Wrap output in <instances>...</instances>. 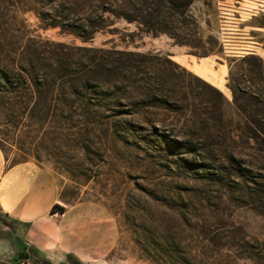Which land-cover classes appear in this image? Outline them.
Returning a JSON list of instances; mask_svg holds the SVG:
<instances>
[{"label": "rangeland", "instance_id": "1", "mask_svg": "<svg viewBox=\"0 0 264 264\" xmlns=\"http://www.w3.org/2000/svg\"><path fill=\"white\" fill-rule=\"evenodd\" d=\"M177 3L213 52L195 72L190 50L164 35L121 21L124 35L99 32L82 43L50 27L52 7L67 14V0H0V65L32 60L98 84L106 98L89 123L53 120V109L39 120L32 109L15 129L0 115L5 164L28 154L26 162L49 170L64 210L41 224L0 213V264H56L67 254L79 264H165L151 241L185 264H264V0ZM112 110L127 114L108 119ZM80 146L89 160L74 158ZM53 154L74 158L90 181L61 173Z\"/></svg>", "mask_w": 264, "mask_h": 264}, {"label": "trees", "instance_id": "2", "mask_svg": "<svg viewBox=\"0 0 264 264\" xmlns=\"http://www.w3.org/2000/svg\"><path fill=\"white\" fill-rule=\"evenodd\" d=\"M51 1L54 3L58 0ZM67 3L71 7L67 9V14H63V10L58 11V6L52 7L51 16L54 22L50 24V27H58L61 33L72 35L82 43H89L99 32L124 35L125 33L115 27L117 23L123 21L134 25L136 32L143 35L166 36L175 45L189 49V54L192 56L203 58L213 55L212 51L206 50L202 45L203 37L199 27L183 19L177 0H67ZM86 8L89 11H86ZM125 36L131 38L134 33ZM210 39L213 41V38ZM121 42L125 43V40ZM214 42L220 46L217 41L214 40ZM166 63L194 77L184 68H180L167 59ZM99 87L98 84L89 83L87 80L49 74L44 69H38L32 60L16 64L12 69L0 65V115L4 114L7 122L12 121L10 123L15 129L22 124L25 117H28L32 109H39L40 114L35 117L39 120L47 119L48 113L53 109V120L56 119L61 123L73 120L89 123L106 108L104 104L106 98L97 91ZM164 98V95H161L157 101L160 105L166 106L169 103ZM177 109L181 110L178 107ZM112 111L114 114L107 116L108 119L116 117L121 119L127 114L122 110ZM33 116L30 114V117ZM12 143L18 150L24 148V145L18 141ZM77 150L80 154H73L74 158L78 156L82 162L89 160L86 148L80 146ZM0 151L7 160L2 140H0ZM27 156L28 154H15L12 164L26 162ZM33 157L40 161L38 155L35 154ZM49 157L48 160L54 161L56 169L68 175L72 181H80L85 185L90 181L85 170L76 165L74 158L71 159L66 154H56V156L53 154ZM56 209H59V213L64 212L63 208L55 204L50 213H56ZM149 247L163 257L165 264L187 262L172 251L165 250L156 241H151ZM31 250L35 255L39 254L35 248ZM42 262L39 263L42 264ZM46 264L55 263L46 262ZM56 264H79V262L72 255L67 254L64 260Z\"/></svg>", "mask_w": 264, "mask_h": 264}, {"label": "crops", "instance_id": "3", "mask_svg": "<svg viewBox=\"0 0 264 264\" xmlns=\"http://www.w3.org/2000/svg\"><path fill=\"white\" fill-rule=\"evenodd\" d=\"M252 49L258 48L253 46ZM184 56L196 60L193 65L192 63L189 65L193 68V72L203 65L200 63L201 60L208 59V57ZM56 203H58V188L49 170L30 161L7 166L0 151L1 214L19 224H41ZM39 250L45 251V248ZM62 259L63 257L59 260Z\"/></svg>", "mask_w": 264, "mask_h": 264}, {"label": "water", "instance_id": "4", "mask_svg": "<svg viewBox=\"0 0 264 264\" xmlns=\"http://www.w3.org/2000/svg\"><path fill=\"white\" fill-rule=\"evenodd\" d=\"M14 242H15L18 246H20V247L25 246V244H23L22 242H20V240H19L18 237H15V238H14Z\"/></svg>", "mask_w": 264, "mask_h": 264}, {"label": "built area", "instance_id": "5", "mask_svg": "<svg viewBox=\"0 0 264 264\" xmlns=\"http://www.w3.org/2000/svg\"><path fill=\"white\" fill-rule=\"evenodd\" d=\"M17 264H31L28 260L19 261Z\"/></svg>", "mask_w": 264, "mask_h": 264}]
</instances>
